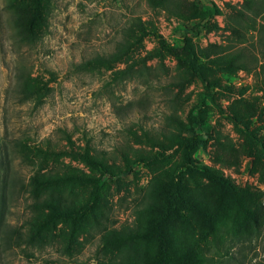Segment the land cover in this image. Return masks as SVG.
Returning a JSON list of instances; mask_svg holds the SVG:
<instances>
[{
    "label": "rangeland",
    "instance_id": "obj_1",
    "mask_svg": "<svg viewBox=\"0 0 264 264\" xmlns=\"http://www.w3.org/2000/svg\"><path fill=\"white\" fill-rule=\"evenodd\" d=\"M262 1L168 0L155 7L151 0H36L42 18L31 38L18 21L21 4L29 0H0V141L7 139L10 155L9 140L18 137L55 150L35 164L12 155L14 171L25 180L40 170L97 179L99 174L78 156L85 151L115 171L124 169L123 158L131 163L120 181L100 185L95 202L90 184L59 181V201L77 215L59 218L56 239L41 248L6 251L0 264H109L105 232L130 225L153 175L177 167L182 156L175 147L164 152L162 163L146 166L135 162V155L162 152L158 142L166 144L165 138L177 132L176 120L182 136L208 133L192 155L197 166L253 193L246 200L249 218L219 221L215 227L218 238H232L219 243L229 251L226 264H264V48L258 36L264 11L247 14ZM212 6L216 11L210 25L200 26L205 8ZM240 14L249 19L241 34H235L231 27ZM249 25L255 28L248 30ZM154 31L174 48L188 39L198 56L208 57L201 59L208 68L204 77L191 78L167 54L152 57L158 47ZM128 42L133 49L119 61L95 65L94 59L110 57ZM240 47L258 61L255 69L222 66V59ZM23 87L28 93L38 91L42 100L24 95ZM208 94L214 100L204 102L206 131L194 127L189 115ZM17 199L7 214L13 226L28 218L25 202Z\"/></svg>",
    "mask_w": 264,
    "mask_h": 264
},
{
    "label": "trees",
    "instance_id": "obj_2",
    "mask_svg": "<svg viewBox=\"0 0 264 264\" xmlns=\"http://www.w3.org/2000/svg\"><path fill=\"white\" fill-rule=\"evenodd\" d=\"M151 1L155 2V0ZM167 1L159 0L154 5L162 7ZM27 3L21 4L23 13L18 14V21L23 24L25 31L32 38L37 33L35 24L41 25L42 16L36 0H29L28 5ZM252 6L249 7L250 12L247 14L257 16L264 11V1L260 2L258 9ZM215 11L213 6L205 8L203 23L200 26L208 27L209 20ZM237 18L231 31L241 34L239 31L245 29L244 25L249 17L240 14ZM247 27L248 30L255 28L250 25ZM152 34L158 43V47L151 54L152 57L161 59L164 54H167L177 59L179 65L191 78L204 77V70L208 68L201 59L206 60L208 57L198 56L188 39L183 41L180 48H174L168 46L156 31ZM132 36L134 37L135 33ZM144 36L145 33H142L139 40L142 41ZM258 36L259 46L264 48V26H260ZM132 49L130 42L124 43L121 49L110 57H98L94 59V63L100 67L107 66L108 63L119 61ZM222 60V66L236 70H252L258 64L250 51L244 47L236 49ZM27 90V87H23L24 95L33 96V98L35 96L36 102L42 100L43 97L38 91L32 90L28 93ZM21 92L20 90V94ZM202 98L199 106L197 105L190 111L189 120L194 127H201L208 131L209 128L204 121L206 113L204 102L206 98L213 101L214 96L208 94L202 95ZM232 121L235 124L241 122L236 117H233ZM175 123L178 125L177 132L170 133L165 138L166 144L158 142L162 152L145 156L139 153L135 155V162L153 166L165 160L166 150L176 147L182 154L177 167L168 168L162 174L153 175L144 197L136 206L133 222L130 225H123L121 229H110L105 232L103 243L107 249L109 264H226L227 261L224 259L228 257L229 251L221 248L219 243L221 241L231 242L232 238H218L215 227L221 225L219 221L245 219L251 215L247 201L248 199L249 202L251 201L252 192L238 189L222 174L195 164L192 155L196 145L199 140L205 141L208 133L201 136L193 135V137L182 136L178 132L181 122L176 120ZM9 144L12 148V155L20 154L21 159L30 164H35V160L47 159L55 154L54 149L42 150V147L30 145L24 137L10 139ZM12 155L8 152L7 139L3 138L0 141V261L6 251L11 252L16 248L22 250L41 248L48 239H56L55 230L59 224V218L67 219L72 215L73 217L77 215L72 207L59 201L57 192L59 181L60 183L79 181L90 184L92 189H95L91 201L95 202L98 199L96 190L100 185L108 180L120 181L130 173L131 166L126 157L123 158L124 169L115 171L109 168L103 158L85 151L77 155L89 168L99 174L97 179L79 173L59 175L58 171L52 170L42 173L39 164L38 170L40 171H34L25 180L23 176L21 177L14 171ZM201 178L207 183L201 184L198 181ZM215 188L217 196H215ZM17 198L25 202L28 218L23 225L13 226L8 223L7 214L10 211L11 202L18 200ZM82 213L83 215L88 214L86 210ZM90 215L94 219L97 217L92 211ZM258 234V232L254 233V238H257ZM214 251L215 254L212 253Z\"/></svg>",
    "mask_w": 264,
    "mask_h": 264
}]
</instances>
